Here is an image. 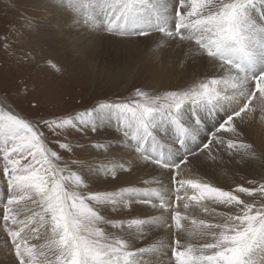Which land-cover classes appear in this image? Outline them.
Wrapping results in <instances>:
<instances>
[{
  "label": "snow or ice",
  "instance_id": "1",
  "mask_svg": "<svg viewBox=\"0 0 264 264\" xmlns=\"http://www.w3.org/2000/svg\"><path fill=\"white\" fill-rule=\"evenodd\" d=\"M73 23L122 39L158 33L199 74L175 90L136 88L62 116L29 120L0 104V264H264V164L228 187L208 168L264 160V0H56ZM7 47V44H5ZM163 71V68L161 69ZM215 120L211 128L204 116ZM114 127L66 159L72 133ZM47 133L63 139L51 140ZM122 155H115V153ZM151 169L138 185L92 190ZM144 205L153 211L138 210ZM139 214H136L138 213Z\"/></svg>",
  "mask_w": 264,
  "mask_h": 264
},
{
  "label": "rangeland",
  "instance_id": "2",
  "mask_svg": "<svg viewBox=\"0 0 264 264\" xmlns=\"http://www.w3.org/2000/svg\"><path fill=\"white\" fill-rule=\"evenodd\" d=\"M44 4L47 5V2L40 0H0V93L23 117L38 120L41 117L68 115L91 108L98 102L128 97L136 88L163 91L165 89L160 88L177 82L173 74L170 76L165 74L164 76L167 77H163L161 67H157L160 65L156 64L159 62L155 58L156 55L145 53L147 43H143L142 38L147 37H139L136 41L129 42L127 46L125 42L128 41H112L117 47L122 48L119 51L117 47L116 49L110 47L107 50L105 47L110 44L104 45L105 51H98L94 55V60L100 65V72L88 71L78 64L74 65V58L56 52L57 49H51V44L42 42L49 38L39 29L40 23L36 20L35 10L38 6L46 10L48 7ZM79 29L83 34L92 31L85 26ZM103 34L105 32L95 31L92 35L99 38ZM132 59L137 62V67L136 64L134 67L140 70L139 73L132 72L134 76H131L130 72L126 74L127 71L122 69L124 64L120 62V60L132 61ZM140 67L146 69L141 70ZM255 127L256 124L249 126L251 129ZM47 135L51 140L63 139L52 136L51 133ZM93 138L92 133H89L87 138L79 133L70 134L68 140L73 145L85 146L75 147L74 154L59 150L56 144L50 146L60 151L66 159L77 158L93 162L92 159L95 157L92 150L88 149L89 142ZM261 138L264 139L263 131L257 147L259 153H264V141ZM1 177L2 173H0ZM246 178L256 179L258 176L244 171L239 176V181L236 179L235 183L246 184ZM109 183L110 181L106 182L103 179L100 184H90V188L111 190L119 187Z\"/></svg>",
  "mask_w": 264,
  "mask_h": 264
},
{
  "label": "bare ground",
  "instance_id": "3",
  "mask_svg": "<svg viewBox=\"0 0 264 264\" xmlns=\"http://www.w3.org/2000/svg\"><path fill=\"white\" fill-rule=\"evenodd\" d=\"M40 2H47V5L44 4V6L48 7V8L46 7L47 8L46 10H44L38 6L35 10L36 18H37L36 20L37 21L39 20L38 22L40 23V27H39L40 31L43 30L42 32L44 33V36L49 38L48 40L44 38L46 40L42 42L48 45L51 44L52 45L51 49L52 48L57 49L56 52L62 53L64 55L66 54L70 58H74L75 63L73 64L74 65L78 64L81 68L85 70L92 71V72H95V71L100 72V65L97 63V61L94 60V55H96L98 51L104 52L105 49L109 50L110 47L112 49H116L117 46L115 45V43H112V41L113 42L114 41H128V42H125L127 43L125 46H127L129 42H133L139 39V38H131V39L119 38L117 39L116 37L109 36L107 33L97 38L94 35H92L95 32L94 30L90 31L88 34H83L82 33L83 31L79 29L83 25L78 26L75 23H73L68 13L60 10L59 8L55 6L56 0H40ZM50 14H53V15H50ZM158 37H159V34L155 33L147 38H142L143 43H147L146 44L147 49L145 53H150V54H154L157 56L155 58L159 62L157 63L155 62V63L160 65L157 67H161V69L163 68V74H162L163 77H165L164 76L165 74H168L167 76H170L173 74L175 76V79L177 80L176 83L171 82L172 83L171 86L168 84L165 86V88L162 87L160 89L175 90L177 88H182V87L187 86L199 74L198 66L192 65L191 62L185 63L182 66L180 63V61L183 60V53L181 52V50L174 46V42L169 41L168 44H164L163 39L158 38ZM108 41H111V42L109 43ZM99 43H101L102 45L100 46ZM107 44H110V46ZM96 45H99V47H97ZM104 45H107L105 49H104ZM117 49H118L117 51H119V49H122V48L117 47ZM143 54L144 52L142 53V55ZM120 62H122L121 64H124V67H122V69L123 71H127L126 74L130 72L131 73L130 75L134 76L132 75V72L134 71H138V73L140 72V70L136 68L137 67L136 60L135 61H133V59L132 61L120 60ZM162 63H165V65H163ZM135 64H136V67H134ZM140 69L141 70L146 69V67H142V68L140 67ZM5 102L12 110H14L17 114L20 115V113L16 111V109L12 106L9 100L6 97H4L2 93H0V104L5 103ZM203 120H204V125L208 128H211L212 125L215 123V120L213 118H210L206 115L203 117ZM256 125L257 127L253 129L247 127L246 132L248 135V139L250 140V142L254 143V145L256 146V150L259 153L258 151L259 149L258 143H260L259 137H262V131L264 134V130L261 129V126L259 123V116H257ZM112 128L108 127V128L101 130L99 136H96L93 134L94 136L93 140L98 139L100 142H105V143L111 141L112 138L117 135L116 132L112 130ZM262 141H264V139H262ZM92 153H93V156L95 157L93 158L94 160L92 159L93 162L103 159V155H98L95 152V150H92ZM115 155L119 156V155H122V153L117 152L115 153ZM262 164H264V160H257L253 164H250L247 166L244 164L227 165L226 170L208 168L206 172V179H208L214 184L228 187L230 185H233L236 179L238 180L239 176H241L244 171L245 172L249 171V173H252L258 176L261 173ZM150 173H151V169H144L142 171H135L132 173H122L118 181H110L109 185L115 184V186H119V187L138 185L143 179L148 178ZM103 179L104 178L101 177L100 181L102 182ZM101 182L94 183V184H100ZM5 189H6V181H4L3 178L1 177L0 178V198H3ZM135 207L138 210H146L149 214H151L153 211L150 207L144 206V205H137ZM136 214H139V212ZM5 238H6L5 234L0 233V246L3 245V241ZM3 259H5V256L2 252H0V260H3Z\"/></svg>",
  "mask_w": 264,
  "mask_h": 264
}]
</instances>
